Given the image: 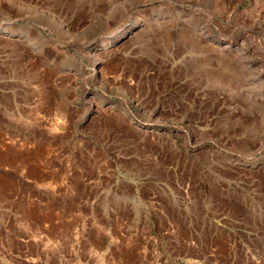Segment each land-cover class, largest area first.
Wrapping results in <instances>:
<instances>
[{"label": "rangeland", "instance_id": "rangeland-1", "mask_svg": "<svg viewBox=\"0 0 264 264\" xmlns=\"http://www.w3.org/2000/svg\"><path fill=\"white\" fill-rule=\"evenodd\" d=\"M0 264H264V0H0Z\"/></svg>", "mask_w": 264, "mask_h": 264}, {"label": "bare ground", "instance_id": "bare-ground-1", "mask_svg": "<svg viewBox=\"0 0 264 264\" xmlns=\"http://www.w3.org/2000/svg\"><path fill=\"white\" fill-rule=\"evenodd\" d=\"M136 22H137V20H136ZM136 22L133 21L132 22V25H134ZM129 29L130 28L126 29L125 31H128ZM123 33H124V31H123V28H122L119 33H117L115 35H114V33L111 34V36L109 37V39L107 38V40H105V43H107L106 46H108L109 44H111V42L116 41L118 39V37H120V35H123ZM94 48H92V49H94Z\"/></svg>", "mask_w": 264, "mask_h": 264}]
</instances>
